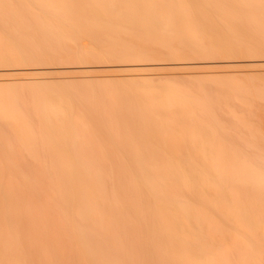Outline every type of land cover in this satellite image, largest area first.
Masks as SVG:
<instances>
[{"label":"bare ground","instance_id":"1","mask_svg":"<svg viewBox=\"0 0 264 264\" xmlns=\"http://www.w3.org/2000/svg\"><path fill=\"white\" fill-rule=\"evenodd\" d=\"M162 52L218 54L196 74L264 102V88L227 76L238 56L264 59V0H0L3 68L70 54L163 64ZM136 72L123 76L147 88L32 86L28 103L0 78V264H264V157L226 146L182 89L157 91L165 72Z\"/></svg>","mask_w":264,"mask_h":264},{"label":"rangeland","instance_id":"2","mask_svg":"<svg viewBox=\"0 0 264 264\" xmlns=\"http://www.w3.org/2000/svg\"><path fill=\"white\" fill-rule=\"evenodd\" d=\"M83 42L88 46L89 45L93 46V44L88 40L83 41ZM83 42H82V44L84 45ZM186 53H188V52L183 53L181 60L183 59L184 62H188V63H182V62L178 63V61H176L175 58H173L170 55L168 56L165 52L163 54H159L160 56L161 55L162 56L158 57V59L161 58L160 60L162 61V62H158V63H163V64H154L153 62H151V63L150 62L149 63L148 62H131V63L129 62V63H125V64L120 63L121 65L120 64L119 65H114V64L109 65V67L111 66L110 68L108 66L107 67L106 66H98L95 64L93 66V63L96 60L90 59V62H93L90 64L87 56L77 55V54H75V56H77L76 59L74 58L75 56L73 57V55L70 54L69 56L66 55L65 56L66 58L63 57L64 58L63 60L62 59L60 60L61 57L60 58L57 57L54 59L55 61L54 60L51 61L52 58H51V60L45 59V60H43L44 62L40 61L41 59H38V58H33V59H28V60L23 59L14 68L11 67L13 69H9V67H6L7 64L5 63V61L0 60V61L4 62L3 64L6 65L3 68V66H2L3 64H2V62H0V78H2V81H3V79H5V82L4 81L2 82L3 84H7L8 80L10 78H13V79L15 78V80H18L19 82L17 84H14L12 88L15 90L21 91L19 93V98L21 99V101L23 103H28V101L33 100V95H32L33 94V92H32L33 87L32 86H36V87L52 86L55 88H63L67 92H69V94H71L70 91L73 88H75V89H83L84 88L85 89V87H87L88 85L95 84V83L103 84L109 88L111 87L110 85L114 84L112 87L117 85L118 88L117 87L115 88L116 91H119V89L122 88V87H119V86H121L120 82L121 83L125 82L123 85L132 84V86H135L137 88L145 89V88H147V85H145L143 82H139V80H137L135 78L124 77L123 74H128L129 72H132L129 74H135V72L138 70L156 72V73L165 72V73H162L164 78H163V76H160L163 79L161 81L162 83L157 82V84H156V82H155L152 84L154 88H157L156 89L157 91H160V89L162 87H165V86H168L171 84L177 86V88H179V89H182L189 96L197 99L209 111V113L212 117V119H210V120L215 122L218 125L217 126L218 127L217 133L223 139V141L226 143L225 144L226 146L234 147L235 149H237L239 151V155L244 156L247 159H251L255 155H259L261 158H263L264 157V140L262 141V139H260L259 137L257 138L256 136H254V134L252 133L253 129L251 128L250 125L251 124L253 126L254 125H257V126L260 125L264 129V102H261L259 99H256L254 102L251 103L252 104V106H250L251 108L244 106L241 103L242 98L240 95H237L233 92H230L231 93V95H230L227 92L228 91L227 89L224 91L225 87L223 89L222 88L223 86H221V85L219 86V85L212 83L211 82L212 79L210 77H207V76L204 77L202 75L196 74L198 72L199 73L202 72V70H210V68L211 69L213 68V67H211L213 64L209 63L210 64L209 65L207 62H201L202 61L201 56L203 57L204 54L198 55V53H197V55H196V53L195 54L190 53V55H188ZM211 54L212 53L205 54L207 56V59L208 58H211V59L222 58V56H219L218 54H217L218 57L216 54L215 55L214 54L211 55ZM247 55L248 54H245V56H242V55L241 56L237 55L238 57L236 56L237 57L236 60H238L237 65H239V67L237 69H235V70H237V71H235V73H232L229 75L227 74V76L232 77L238 81H241V82L245 83L246 85H249L250 87H252L254 89L255 93H258V89L264 88V65H263L264 59L262 60V59L258 58L261 61H259L257 58L256 59H253V58L248 59V57L250 55H248V56ZM70 56H72V57H70ZM206 56H204L205 58L203 57V59H206ZM252 56H253V54H252ZM254 56H256V54ZM260 56H264V54H262V55L260 54ZM67 57H69V58L67 59ZM78 57H80L79 58L80 60L78 59ZM246 57H247V59H246ZM70 58H73V59L71 60ZM85 58H87V59H85ZM200 58H201V61L198 60ZM239 58H241V59H239ZM166 60L168 62L171 60V62H169L171 64L167 63ZM172 61H173V63H174V61H176L177 63L175 62L176 64L174 63V65H173ZM164 62H166L167 64H165ZM9 64H11V63L9 62ZM48 64H49V66H47ZM179 65H180V67H186L187 66V68L174 70V68L179 67ZM154 67L159 68V69L156 70V69H154ZM164 67H166V68L167 67H174V68H172V69L167 68V69H165L166 71H164L162 69ZM190 67H191V69H190ZM113 68H114V70H115V68H116V70L118 68H121V69H126V68L128 69L129 68L132 71H128V73H121L122 71H111V70H113ZM261 69H263V70H261ZM181 70H185V71H181ZM158 71H160V72H158ZM173 71L176 72V74H177L176 76L174 75L175 72H173ZM115 72H116V74H115ZM117 72H118V74H121L123 76V78H121L122 76L118 75ZM237 72H239V73H237ZM10 73L12 75H9L10 76V78H9V76H7V74H10ZM14 73H16V74H14ZM111 73L115 74L116 76L118 75L120 77L117 76V78H107V77H105V79L103 78V76H105L106 74L112 75ZM88 74H90V75H88ZM165 74L167 75V77ZM170 74H171V76H170ZM172 74L174 76H172ZM95 75H97V76H95ZM100 75H102V76H100ZM89 76H91V78ZM99 76L101 78H98ZM20 77H22V78H20ZM26 78H28V79H26ZM88 78H90V79L88 80ZM209 78H210V81H208ZM56 79H57V81H56ZM111 79H113V80L118 79L119 81H117L118 83L116 84V82L114 83V81ZM23 80H25V81H23ZM33 80L35 82H33ZM133 81L134 82L138 81V83H134ZM174 81L178 85L174 84L175 83ZM205 81H208L209 84ZM20 82H22V83H20ZM111 83H113V84H111ZM201 83H203V84H201ZM24 84H26V85H24ZM80 87H83V88H80ZM255 88L257 90H255ZM3 89L7 90V87H3ZM85 92H87V91H85ZM120 92H121V89L119 92H115V93L120 94ZM227 93L229 94V96ZM87 94H91V93L87 92ZM79 95H81V94H78V96ZM91 95L93 96V94H91ZM226 104L230 108L234 107L233 109L235 110V112L237 111L236 113L238 114V116H243V117L247 118L249 121H251L250 123H248L249 125L248 124H241L238 121H236L228 113V107ZM211 127H212V125H211ZM257 164L260 168H263V166H261L259 163H257Z\"/></svg>","mask_w":264,"mask_h":264}]
</instances>
